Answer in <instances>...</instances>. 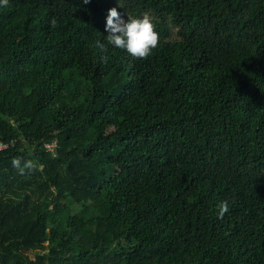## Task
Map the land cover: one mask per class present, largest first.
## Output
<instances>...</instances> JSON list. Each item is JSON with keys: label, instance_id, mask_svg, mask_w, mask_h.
Wrapping results in <instances>:
<instances>
[{"label": "trees", "instance_id": "obj_1", "mask_svg": "<svg viewBox=\"0 0 264 264\" xmlns=\"http://www.w3.org/2000/svg\"><path fill=\"white\" fill-rule=\"evenodd\" d=\"M0 140V264H264V0H9Z\"/></svg>", "mask_w": 264, "mask_h": 264}, {"label": "clouds", "instance_id": "obj_2", "mask_svg": "<svg viewBox=\"0 0 264 264\" xmlns=\"http://www.w3.org/2000/svg\"><path fill=\"white\" fill-rule=\"evenodd\" d=\"M8 2L9 0H0V7H7ZM83 2L88 3L89 0H83ZM51 23L55 26V19ZM105 31L107 32V43L97 40L94 45L101 53H106L108 51L107 45H111L114 48L125 50L135 59H144L152 54V50L159 43L156 26L148 14H144L142 17L129 15L125 19L115 7L110 8L106 17ZM12 166L21 175L25 174V170L37 169V165L32 160L22 162L21 158H13ZM217 208L219 209V216L223 217L228 211L227 201H221Z\"/></svg>", "mask_w": 264, "mask_h": 264}, {"label": "built area", "instance_id": "obj_3", "mask_svg": "<svg viewBox=\"0 0 264 264\" xmlns=\"http://www.w3.org/2000/svg\"><path fill=\"white\" fill-rule=\"evenodd\" d=\"M11 144H12V142L8 143V142H4V141L0 140V150L6 149ZM54 145H55L54 143L46 144V146L49 147V148L50 147L53 148Z\"/></svg>", "mask_w": 264, "mask_h": 264}]
</instances>
